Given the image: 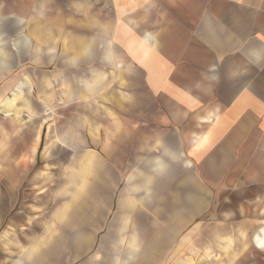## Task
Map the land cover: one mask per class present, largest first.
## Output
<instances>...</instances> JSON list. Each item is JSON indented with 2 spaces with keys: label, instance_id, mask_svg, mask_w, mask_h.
Segmentation results:
<instances>
[{
  "label": "crops",
  "instance_id": "obj_1",
  "mask_svg": "<svg viewBox=\"0 0 264 264\" xmlns=\"http://www.w3.org/2000/svg\"><path fill=\"white\" fill-rule=\"evenodd\" d=\"M0 69V109L25 94L57 108L42 143L91 169L90 204L67 218L23 233L24 208L8 228L0 209V264H264V0H0ZM230 174L232 236L194 222L215 209L204 183Z\"/></svg>",
  "mask_w": 264,
  "mask_h": 264
},
{
  "label": "rangeland",
  "instance_id": "obj_2",
  "mask_svg": "<svg viewBox=\"0 0 264 264\" xmlns=\"http://www.w3.org/2000/svg\"><path fill=\"white\" fill-rule=\"evenodd\" d=\"M21 72L24 74V71ZM9 81L10 71L0 69V95L3 90H6ZM10 94L11 89L6 91L4 97L10 96ZM4 97L0 96L1 99ZM25 99L29 100L30 107L23 105ZM54 108L51 107L52 110L49 114H44L41 111L40 103L31 101L28 94H25L15 99L11 106L0 109V209L6 214L5 219L3 218V224H5L3 227L5 228L9 227L10 214L17 211L19 206L24 208L23 213L17 215L18 223L21 229H24V233L26 225L30 229L36 230L42 225L41 223L52 221L55 217L65 216L67 218L69 209L74 205L84 207L90 204V180L88 179L91 169L89 165L87 164V167L85 166L83 169V165L79 164L80 160L76 165H64L65 160L74 161L72 157L75 156V151L51 149L47 148V143H42V131L43 128L44 131L48 128L47 122L53 123L52 125L56 127L57 122L61 119L58 117L59 110ZM48 117H50L49 121ZM212 120L213 117L207 119V124L211 123ZM90 152V148H88L77 154L79 156L82 154L89 155ZM230 168L232 169V167ZM79 177L87 178V180L79 181ZM226 179L228 180L210 184L204 183L210 189V200L211 204L215 205V209L208 215L195 217L194 222H197V220L204 221L207 218L209 222H230L229 226L222 225L223 228L217 230V232H229L232 236V233L237 231L234 230L235 227L232 224L234 214L230 213L229 210L233 209L234 193L241 183L234 179L232 174H230V177L227 175ZM94 186L97 194L95 193L93 205H97L94 207H97L99 213L97 215L93 214L92 218L94 220L97 216L98 224L101 225L99 230L103 227L101 233L99 232V235H102L106 231V222L111 218L110 213L103 212L109 207L107 202L110 199L100 195L101 191L105 192V183L95 182ZM245 204L249 205L248 202ZM59 207L65 208L64 214H57ZM90 215L89 213H83V221H89ZM224 227H229L231 230H226ZM190 232L182 229L179 231L178 237L184 238ZM191 234L196 239L202 238L206 232L195 228ZM180 248L181 246L177 249L178 252L182 250ZM105 250L106 248L103 247V253ZM194 251L195 255L192 257V262L196 263L199 261L198 257H200L197 252L201 249H194ZM215 252L218 251H213V253Z\"/></svg>",
  "mask_w": 264,
  "mask_h": 264
},
{
  "label": "snow or ice",
  "instance_id": "obj_3",
  "mask_svg": "<svg viewBox=\"0 0 264 264\" xmlns=\"http://www.w3.org/2000/svg\"><path fill=\"white\" fill-rule=\"evenodd\" d=\"M261 246L264 247V244H262Z\"/></svg>",
  "mask_w": 264,
  "mask_h": 264
},
{
  "label": "bare ground",
  "instance_id": "obj_4",
  "mask_svg": "<svg viewBox=\"0 0 264 264\" xmlns=\"http://www.w3.org/2000/svg\"><path fill=\"white\" fill-rule=\"evenodd\" d=\"M20 90V89H19Z\"/></svg>",
  "mask_w": 264,
  "mask_h": 264
}]
</instances>
